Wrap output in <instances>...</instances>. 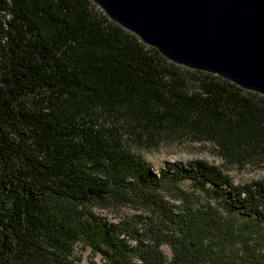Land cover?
I'll list each match as a JSON object with an SVG mask.
<instances>
[{
  "label": "trees",
  "instance_id": "trees-1",
  "mask_svg": "<svg viewBox=\"0 0 264 264\" xmlns=\"http://www.w3.org/2000/svg\"><path fill=\"white\" fill-rule=\"evenodd\" d=\"M182 128L260 148L264 96L168 62L90 0H0V264H264V182L203 161L154 174L130 150Z\"/></svg>",
  "mask_w": 264,
  "mask_h": 264
},
{
  "label": "water",
  "instance_id": "water-1",
  "mask_svg": "<svg viewBox=\"0 0 264 264\" xmlns=\"http://www.w3.org/2000/svg\"><path fill=\"white\" fill-rule=\"evenodd\" d=\"M168 62L264 96V0H90Z\"/></svg>",
  "mask_w": 264,
  "mask_h": 264
},
{
  "label": "rangeland",
  "instance_id": "rangeland-1",
  "mask_svg": "<svg viewBox=\"0 0 264 264\" xmlns=\"http://www.w3.org/2000/svg\"><path fill=\"white\" fill-rule=\"evenodd\" d=\"M183 130V131H182ZM181 133L170 137L158 139L156 145L145 146L140 143L132 142L130 146L131 152L137 158L143 160L154 174L166 171V164H178L179 167L194 161H203L218 167L223 171L234 184H246L264 182V144L260 148H248L242 145L235 146L229 155L221 152L216 145L210 141L199 138L190 128H182ZM179 188L185 190L189 194L196 192L190 182L178 184ZM193 200L203 202L204 199L197 195L192 196ZM175 194H168L171 203L175 202ZM176 204V203H174ZM138 211L131 208H123L119 210H100L98 214L106 218L111 223H116L120 218L132 215ZM240 222L242 218L236 217ZM264 232V230H260ZM252 239V238H251ZM250 239V240H251ZM134 245L133 240H129ZM264 253V243L262 246ZM231 250L239 248L237 246H229ZM161 251L165 256H170V250L166 245L162 246ZM80 254L78 264H105L100 257L93 256L87 250H77Z\"/></svg>",
  "mask_w": 264,
  "mask_h": 264
}]
</instances>
